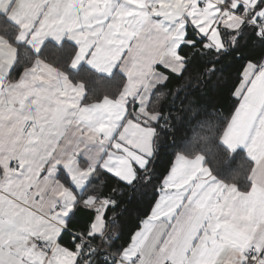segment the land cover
<instances>
[{
    "label": "snow or ice",
    "instance_id": "1",
    "mask_svg": "<svg viewBox=\"0 0 264 264\" xmlns=\"http://www.w3.org/2000/svg\"><path fill=\"white\" fill-rule=\"evenodd\" d=\"M247 41L264 46V0H0V264H264V60L237 57ZM228 57L246 62L217 118L188 89ZM173 77L187 86L165 91ZM122 188L158 198L119 243Z\"/></svg>",
    "mask_w": 264,
    "mask_h": 264
},
{
    "label": "trees",
    "instance_id": "2",
    "mask_svg": "<svg viewBox=\"0 0 264 264\" xmlns=\"http://www.w3.org/2000/svg\"><path fill=\"white\" fill-rule=\"evenodd\" d=\"M250 58L253 62L264 60V46L247 41L246 46L242 48L240 53H237V57ZM246 61L244 59L237 58L233 60L232 57L226 58L219 67L224 70L217 73L216 76L206 78V83L196 85L188 91L194 94L189 99L195 98L198 103L207 110L208 113H215L217 118L220 116L228 117L234 108L235 98L232 95L234 91V85L238 83V77L242 72V65ZM198 69H193V74ZM187 81H181L172 78L168 84L167 90H174L178 86H187ZM185 93H181V99H183ZM179 104V101L177 102ZM185 103H187L185 101ZM175 114V113H174ZM176 127L171 132H162L161 143L163 147L161 149L160 163L157 165L158 174H163L164 169L167 166L172 151L169 145L173 139L179 141V138L183 135V129L180 127V122H174ZM173 133L175 135H173ZM158 198V194L155 190H149L147 193L143 189L134 191L128 188H122V192L117 195L119 201H123L121 207L117 210V216L122 236L119 243L130 241L131 236L135 231L139 230L142 222L147 218L151 212V207L155 203V199ZM124 209H127L126 211ZM87 213H77L73 220L75 228L83 229L86 226Z\"/></svg>",
    "mask_w": 264,
    "mask_h": 264
},
{
    "label": "crops",
    "instance_id": "3",
    "mask_svg": "<svg viewBox=\"0 0 264 264\" xmlns=\"http://www.w3.org/2000/svg\"><path fill=\"white\" fill-rule=\"evenodd\" d=\"M141 227H142V225H141ZM141 227H140V228H141Z\"/></svg>",
    "mask_w": 264,
    "mask_h": 264
}]
</instances>
